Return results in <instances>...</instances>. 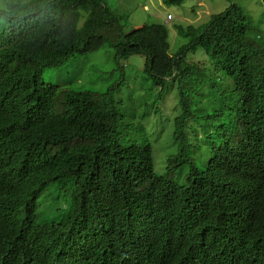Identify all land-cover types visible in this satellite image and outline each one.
Returning <instances> with one entry per match:
<instances>
[{
    "label": "trees",
    "instance_id": "1",
    "mask_svg": "<svg viewBox=\"0 0 264 264\" xmlns=\"http://www.w3.org/2000/svg\"><path fill=\"white\" fill-rule=\"evenodd\" d=\"M8 6L0 30V264H187V253L204 264H264V30L252 15L231 3L200 25L176 24L187 41L171 52L165 23L123 32L125 18L106 0ZM106 43L121 74L106 93L43 81L45 66ZM133 55L145 57L158 100L177 89V152L167 169H185L184 183L155 172L150 143L120 144L122 100L114 94L125 81L122 61ZM194 110L211 124L202 137L187 130ZM67 178L72 212L38 223L39 198ZM88 213L81 230L69 229Z\"/></svg>",
    "mask_w": 264,
    "mask_h": 264
},
{
    "label": "rangeland",
    "instance_id": "2",
    "mask_svg": "<svg viewBox=\"0 0 264 264\" xmlns=\"http://www.w3.org/2000/svg\"><path fill=\"white\" fill-rule=\"evenodd\" d=\"M8 1L0 0V30L8 20ZM106 2L116 12L119 11L126 17L129 15L128 19L125 18L123 32H128L144 23H165L169 28L171 52L176 51L187 41L177 34L176 24L200 25L208 21L213 13L224 10L231 3L239 4L252 15L255 29L264 30V0H184L180 5L167 4L163 0H106ZM198 53L196 57L203 60V64L207 67L215 70V64L205 60L208 56L201 50ZM186 59L189 61L193 58L189 55ZM144 63L143 55H133L122 61L125 81L114 94L117 99L122 100L120 144L150 143L155 155V172L184 183L185 169L182 171L176 169L171 173H168L167 169L168 156L177 152L173 142L174 118L178 114L177 89L175 87L168 90L164 97L158 100V90L156 87L151 90V82L146 77ZM115 67L114 48L106 43L100 50L77 53L60 67L45 66L41 76L47 84L55 83L77 90L89 89L104 94L121 77L120 71L114 70ZM220 79L225 81L222 71ZM155 102V106L160 105L161 109L152 110ZM205 123L206 120L202 115L194 114L188 119L187 130L202 132ZM191 142L193 145L190 151L199 162V148L201 149L202 146L194 139ZM59 184H63L65 188L56 186ZM71 187L72 180L67 178L54 182L46 189L35 208L39 223L62 221L70 212L67 207L72 202Z\"/></svg>",
    "mask_w": 264,
    "mask_h": 264
},
{
    "label": "clouds",
    "instance_id": "3",
    "mask_svg": "<svg viewBox=\"0 0 264 264\" xmlns=\"http://www.w3.org/2000/svg\"><path fill=\"white\" fill-rule=\"evenodd\" d=\"M117 12L120 13L124 18H126V19L129 18V15L126 17V15H124L123 13H121V12H119V11H117ZM193 24H194V23H193ZM43 81H44V80H43ZM61 86H62V85H61ZM179 111H180V110H178L177 112H179ZM194 114L199 115V116L202 115V117L205 118V117H204V114L202 113V111L194 110V111H193V116H194ZM210 125H211L210 122L204 124L205 128L209 127ZM205 128H204V129H205ZM215 130H216L215 127L212 126V130H211V132L214 133ZM203 131H204V130H203ZM203 131H202V132H198V137H202V135H203ZM37 203H38V202H37ZM72 204H73V202H71V204L67 207V209H70V212H69L68 214H70V213L72 212ZM34 213H35V215H36V217H37V213H36L35 210H34ZM101 213L106 214L107 216H109V213L105 210V208L103 209V211H102ZM68 214H66V216H67ZM66 216H65V217H66ZM88 216H89V213L86 214V215H79L78 217H76V218L74 219V221L71 223L69 229H70L71 231H73V232H78L79 230H81L82 227H83V225H84V223L86 222ZM65 217H64V218H65ZM64 218L62 219V221L64 220ZM37 221H38V217H37ZM60 222H61V221H58V222H45V223L57 224V223H60ZM38 223H39V222H38ZM174 248H176V247H172V249H174ZM190 255H193V254H191V253H187V254H186V258L184 259V261L187 260V264H204L201 260H194V262H192V260H191L192 258H190ZM60 258H61L60 260H63V261H59V262L56 263V264H76V263L74 262V260L71 259V258H69V257H60Z\"/></svg>",
    "mask_w": 264,
    "mask_h": 264
}]
</instances>
